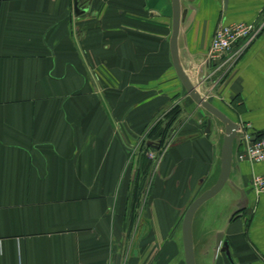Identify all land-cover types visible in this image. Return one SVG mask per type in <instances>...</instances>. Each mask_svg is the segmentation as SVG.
I'll return each mask as SVG.
<instances>
[{
	"label": "crops",
	"instance_id": "obj_1",
	"mask_svg": "<svg viewBox=\"0 0 264 264\" xmlns=\"http://www.w3.org/2000/svg\"><path fill=\"white\" fill-rule=\"evenodd\" d=\"M180 8L190 81L264 132V32L223 83L207 55L219 23L259 21L264 0ZM172 32V0H0V264H187L184 216L220 175L225 125L180 80ZM174 104L178 132L159 146L136 246L122 248L130 149L159 138L144 133ZM239 147L235 138L228 180L195 212L196 264H232L225 241L235 264H264V191L251 185L264 160H239Z\"/></svg>",
	"mask_w": 264,
	"mask_h": 264
},
{
	"label": "built area",
	"instance_id": "obj_2",
	"mask_svg": "<svg viewBox=\"0 0 264 264\" xmlns=\"http://www.w3.org/2000/svg\"><path fill=\"white\" fill-rule=\"evenodd\" d=\"M262 32H264V11L261 13V19L256 22L219 23L217 25L207 52L213 64L210 76H216V83L225 82L239 58ZM237 134L240 139L237 158L252 163L263 161L264 135L258 136L257 133L243 131L241 124H239ZM152 158H156V155ZM251 185L256 192H263L264 174L253 175Z\"/></svg>",
	"mask_w": 264,
	"mask_h": 264
},
{
	"label": "water",
	"instance_id": "obj_3",
	"mask_svg": "<svg viewBox=\"0 0 264 264\" xmlns=\"http://www.w3.org/2000/svg\"><path fill=\"white\" fill-rule=\"evenodd\" d=\"M227 1L225 0V4L227 5ZM173 6V32L171 36V53L173 58V63L177 74L184 84L186 90L191 95V97L205 109H207L210 113L216 116L220 121L225 125V136L222 147V167L220 175L217 181L207 190L202 192L188 207L184 220H183V239H184V248H185V256L187 264H196L195 256H194V242H193V234H192V222L195 215L196 210L209 198L217 194L222 187L225 185L228 180L232 168V160H233V143L234 139L237 136V130L239 128V124L229 117L225 112L215 106L212 102L206 99L204 96L200 94V92L196 89L193 83L188 78L185 71L182 69L179 59H178V33H179V25H180V0H172ZM212 124L211 119L208 120V130H210V126ZM256 138V137H254ZM226 254L232 264H235L231 252L228 248V242H224V249Z\"/></svg>",
	"mask_w": 264,
	"mask_h": 264
},
{
	"label": "rangeland",
	"instance_id": "obj_4",
	"mask_svg": "<svg viewBox=\"0 0 264 264\" xmlns=\"http://www.w3.org/2000/svg\"><path fill=\"white\" fill-rule=\"evenodd\" d=\"M176 105L178 104H174V106ZM164 117L167 118V115H165ZM156 119L158 120V122L163 121L161 118V114ZM178 121H180V115L178 116ZM173 125L174 126L169 128L162 136H158L157 135L158 131H157L155 135H157V137H159L160 139L157 138V140H155L154 142L152 140H151L152 142L149 141L152 143L151 146L148 147V143L146 142L142 143L140 141L139 143L135 144L136 146L135 148L130 149L131 153L129 159V167L131 169V166L134 165V169L130 174V188L128 194L129 202H128V209L126 215V217H128V220L126 221V226L124 228V238L121 244L122 248L131 249L136 246L137 238L139 237L143 228L142 221L145 211L147 209L146 206L148 202H150L151 194L153 191V184L155 181V174L157 172V165L160 154L158 149L160 146L161 147L160 151H161L165 148L167 149L170 145H172L176 133L178 132L177 126H175V124ZM241 126L243 131L253 132L248 126L245 125H241ZM152 128L153 125L146 129L144 133L146 137H148ZM236 138H238V140L240 141L239 134H237ZM137 152H141V154H143L145 158L141 157L139 159H136L134 154ZM154 155H156V158H152V156ZM146 161L149 162L147 168H145V164H144ZM135 190L138 191V195L136 194L137 192H135ZM136 197H138L137 198L138 205L135 209L134 214H132L131 207Z\"/></svg>",
	"mask_w": 264,
	"mask_h": 264
},
{
	"label": "trees",
	"instance_id": "obj_5",
	"mask_svg": "<svg viewBox=\"0 0 264 264\" xmlns=\"http://www.w3.org/2000/svg\"><path fill=\"white\" fill-rule=\"evenodd\" d=\"M180 112H181V110H180V107L178 105H176L172 109H170L167 113V118L164 121L157 122V124L153 125V128H152L151 132L149 133L148 138H150V139L153 138L157 131H158L157 135L162 136L169 128L174 126L173 124H175V122L178 120V116L180 115ZM257 135L258 136L264 135V132H258ZM151 145H152V143L148 142V147ZM144 164H145V168H147L149 165V162L146 161ZM135 192H137L136 194L138 195V191L135 190ZM137 198L138 197H136L134 199V203L131 207L132 214H134L135 209L138 205V202H137L138 199Z\"/></svg>",
	"mask_w": 264,
	"mask_h": 264
}]
</instances>
